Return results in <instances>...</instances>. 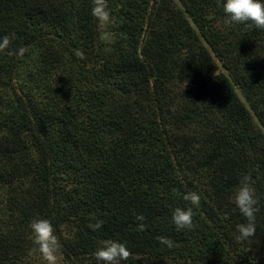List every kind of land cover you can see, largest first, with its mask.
<instances>
[{"label":"trees","instance_id":"obj_1","mask_svg":"<svg viewBox=\"0 0 264 264\" xmlns=\"http://www.w3.org/2000/svg\"><path fill=\"white\" fill-rule=\"evenodd\" d=\"M178 1L106 0L107 31L94 0H0V264L40 255V218L68 264H103V240L127 246L123 264H264V29L229 23L220 0ZM31 66L61 71L45 101L19 92ZM245 175L257 212L241 240Z\"/></svg>","mask_w":264,"mask_h":264},{"label":"clouds","instance_id":"obj_2","mask_svg":"<svg viewBox=\"0 0 264 264\" xmlns=\"http://www.w3.org/2000/svg\"><path fill=\"white\" fill-rule=\"evenodd\" d=\"M220 3L229 23L251 22L256 28L264 29V0H220ZM92 14L102 26L106 27L110 23L106 0H94ZM9 43L10 40L7 36L0 38V50L6 49ZM76 55L82 58L83 53L77 51ZM182 198L190 202L192 206L198 207L200 204V196L196 192L184 193ZM233 202L247 221L237 225L238 239H247L255 233V214L257 212V198L249 176L245 175L240 180L239 186L234 192ZM192 217V207H177L172 211L171 218L178 229H184L192 227ZM29 227L33 243L38 247L45 264H59L61 245L52 223L46 218L34 219L30 222ZM92 227L99 229L101 223L98 221ZM162 242L171 246L170 241L164 240ZM94 254L96 260L103 262V264H121V262L128 260L130 251L122 242L103 240L95 249Z\"/></svg>","mask_w":264,"mask_h":264},{"label":"rangeland","instance_id":"obj_3","mask_svg":"<svg viewBox=\"0 0 264 264\" xmlns=\"http://www.w3.org/2000/svg\"><path fill=\"white\" fill-rule=\"evenodd\" d=\"M175 2L177 3L178 6L182 7V4L178 0H175ZM109 28H110L109 26L105 27L107 31L109 30ZM32 69L40 70L39 67L37 66H31V68L29 67L28 69H24L23 74H22V80L24 81V84L22 85L21 90H19V92H23V94L28 95V96H33L34 98H40V99L42 98V100L45 101L48 98V95L51 94V91L47 92L46 82H49L53 87H58L62 82L60 79L61 71H55V73L41 75V76L51 77V78H47L46 81H43L42 78L38 76L30 79L29 70H32ZM53 90H52V96L55 95ZM237 92L240 98L245 102V97L240 91V89L237 88ZM8 96L12 98L13 93H10ZM247 106L249 107L248 104ZM254 121L256 122V124L259 125V122L257 118L255 117V115H254ZM0 195L3 198V195H5V189L0 190ZM25 264H45V262L43 261V258L40 254L37 256V258ZM59 264H68V263L59 259ZM121 264H123V262H121Z\"/></svg>","mask_w":264,"mask_h":264}]
</instances>
